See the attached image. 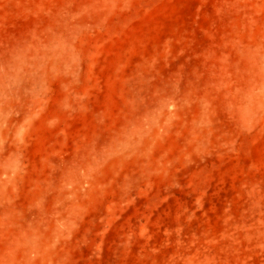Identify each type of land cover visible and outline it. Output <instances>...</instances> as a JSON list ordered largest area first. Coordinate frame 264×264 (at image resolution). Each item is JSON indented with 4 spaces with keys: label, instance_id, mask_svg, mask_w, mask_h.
Instances as JSON below:
<instances>
[{
    "label": "rangeland",
    "instance_id": "obj_1",
    "mask_svg": "<svg viewBox=\"0 0 264 264\" xmlns=\"http://www.w3.org/2000/svg\"><path fill=\"white\" fill-rule=\"evenodd\" d=\"M0 264H264V0H0Z\"/></svg>",
    "mask_w": 264,
    "mask_h": 264
}]
</instances>
